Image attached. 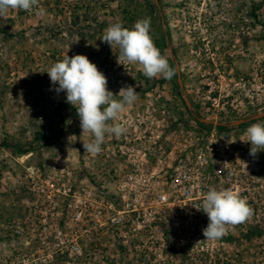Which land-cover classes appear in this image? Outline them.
<instances>
[{
    "label": "rangeland",
    "instance_id": "rangeland-1",
    "mask_svg": "<svg viewBox=\"0 0 264 264\" xmlns=\"http://www.w3.org/2000/svg\"><path fill=\"white\" fill-rule=\"evenodd\" d=\"M40 5L44 16L0 18V264H264V151L252 157L241 141L264 122V0ZM145 17L176 69L171 79L119 65L118 50L101 41L111 24L131 29ZM66 54L86 55L114 94L125 85L138 93L117 121L127 132L107 136L98 155L84 152L91 137L46 73ZM222 154L235 175L209 187L239 191L254 214L208 241L202 210H179V220L149 199H173L183 164L213 171Z\"/></svg>",
    "mask_w": 264,
    "mask_h": 264
},
{
    "label": "clouds",
    "instance_id": "clouds-1",
    "mask_svg": "<svg viewBox=\"0 0 264 264\" xmlns=\"http://www.w3.org/2000/svg\"><path fill=\"white\" fill-rule=\"evenodd\" d=\"M11 10L46 15L40 0H0V18ZM150 26L149 17L137 20L131 29L117 22L104 30L101 41L111 49L118 50L116 59L119 65H139L143 75L149 79H171L176 75V69L170 66L167 57L155 46ZM46 73L52 84L58 85L55 91L65 93L66 102L76 109L82 135L91 137L89 141H83L84 152L98 155L107 136L119 137L127 132V127L117 121L126 107L138 99L133 86L125 85L114 94L108 89L106 75L83 54L72 57L66 54ZM244 136L246 139L241 141L251 144L250 156L256 157L258 152L264 151V122L247 127ZM201 195L202 212L208 218L207 226L202 229L204 240H219L227 234L229 227L248 221L254 214L247 198L231 188H209Z\"/></svg>",
    "mask_w": 264,
    "mask_h": 264
},
{
    "label": "built area",
    "instance_id": "built-area-1",
    "mask_svg": "<svg viewBox=\"0 0 264 264\" xmlns=\"http://www.w3.org/2000/svg\"><path fill=\"white\" fill-rule=\"evenodd\" d=\"M221 156L224 157V164L223 167L216 166L214 167L213 171H209L208 168L203 167L204 162H201V167H193L191 164H183L181 166L184 167L182 169V173L176 174V177L174 180H172V187L173 189V199L169 197V195L165 193L158 194L157 197L155 196L151 200V202H156L158 205L157 208H162L166 207L167 209H174L175 213L177 215V219L183 220V215L182 213H179L178 211L182 209H187V207L193 208V210H189L190 213H192L194 216L198 215L200 211L202 210L201 208V203H202V193H206L209 188L210 183L214 181L215 178H220L221 176H225L228 179H232L235 175L228 159V155L222 154ZM202 158V155H199V159ZM205 164H209L208 161L205 162ZM200 169L203 171L201 172ZM213 172V175H212ZM206 181H200V175H202ZM177 179V180H176ZM180 179V182L178 184L174 183L176 180ZM178 186H181L178 188ZM180 191V194H177V192ZM150 202V201H149ZM148 202V203H149ZM191 202V203H188ZM177 205V207H176ZM169 206V207H168ZM136 208V207H135ZM148 209H151V206L149 205L147 207ZM156 208V207H155ZM190 208V209H191ZM146 209V210H148ZM137 209H131L132 212H136ZM148 214H154L153 218H160L158 215L159 213H156V211H149Z\"/></svg>",
    "mask_w": 264,
    "mask_h": 264
},
{
    "label": "trees",
    "instance_id": "trees-1",
    "mask_svg": "<svg viewBox=\"0 0 264 264\" xmlns=\"http://www.w3.org/2000/svg\"><path fill=\"white\" fill-rule=\"evenodd\" d=\"M163 40L166 41V37H163ZM187 109H188L189 112H191V110H190L189 108H187ZM198 121H199L200 123H202V124H204V125H207V126H210V127L213 125V123L208 122V121H202V120H200V119H198Z\"/></svg>",
    "mask_w": 264,
    "mask_h": 264
}]
</instances>
